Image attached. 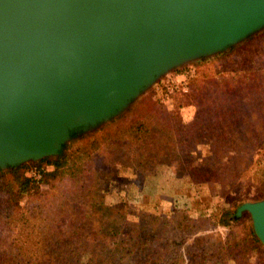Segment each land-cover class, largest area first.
Wrapping results in <instances>:
<instances>
[{
    "label": "rangeland",
    "instance_id": "rangeland-1",
    "mask_svg": "<svg viewBox=\"0 0 264 264\" xmlns=\"http://www.w3.org/2000/svg\"><path fill=\"white\" fill-rule=\"evenodd\" d=\"M67 146L76 160L61 180L20 198L25 218L0 219V264H119L140 239L141 258L156 252L148 263L264 264L249 211L218 223L264 197V29L175 69ZM58 155L22 165L52 170Z\"/></svg>",
    "mask_w": 264,
    "mask_h": 264
},
{
    "label": "water",
    "instance_id": "water-1",
    "mask_svg": "<svg viewBox=\"0 0 264 264\" xmlns=\"http://www.w3.org/2000/svg\"><path fill=\"white\" fill-rule=\"evenodd\" d=\"M264 29V0H0V169L58 155L186 63ZM264 244V197L242 202Z\"/></svg>",
    "mask_w": 264,
    "mask_h": 264
},
{
    "label": "trees",
    "instance_id": "trees-1",
    "mask_svg": "<svg viewBox=\"0 0 264 264\" xmlns=\"http://www.w3.org/2000/svg\"><path fill=\"white\" fill-rule=\"evenodd\" d=\"M81 132H73L72 137L78 138L82 135ZM66 147V146H65ZM56 163V167L52 170H47L46 168L40 166V164L34 165L33 168H37L39 171V176H34L31 174H28L30 167L28 165H21V166H10L8 168V175H2L1 176V186L2 190L6 193V198L4 199V204L8 207L5 211V213H0V219H5L7 223H12L15 220L20 218H25V214L21 212L19 200L23 195H27L32 193L33 191H37L40 188L39 183H49V181L59 178L61 180L62 176L64 175V170L69 168L70 163H75L76 156L74 154L73 148L66 147L64 150L61 151V153L58 156L52 157ZM31 170L29 173H31ZM1 171V169H0ZM69 173H72V170L69 171ZM41 176V179L38 181L37 178ZM34 189V190H33ZM240 216L236 215V210H226L223 212V215L219 218L218 223L223 225H231L232 222H237L240 220ZM32 229H35L34 227ZM58 234V233H57ZM252 238L254 240L259 241V239L255 236L253 231L250 232ZM53 238V233L50 235ZM140 242L129 246L127 250H124V254L119 259V264H160L161 257L155 258L151 263H148L152 260V256H156V252L151 253L150 251L147 253L148 258L147 260L145 258H141V244L145 243V241L142 239L139 240ZM144 245V244H143ZM138 247V248H137ZM137 248V249H135ZM63 254V253H62ZM137 254V260L133 262H127L129 255ZM51 255L54 259L56 255H54L51 252ZM39 257L40 254L38 253L36 257ZM140 256V257H139ZM116 261L114 260H106L102 261L101 263H98L96 260L92 262V264H114ZM40 264V263H39ZM41 264H73L69 260L67 262H60L56 263H41Z\"/></svg>",
    "mask_w": 264,
    "mask_h": 264
},
{
    "label": "built area",
    "instance_id": "built-area-1",
    "mask_svg": "<svg viewBox=\"0 0 264 264\" xmlns=\"http://www.w3.org/2000/svg\"><path fill=\"white\" fill-rule=\"evenodd\" d=\"M167 87L170 88V85L167 84ZM38 171H39V170H38L37 168H33V169L31 170V174L34 175V176H39V172H38Z\"/></svg>",
    "mask_w": 264,
    "mask_h": 264
}]
</instances>
